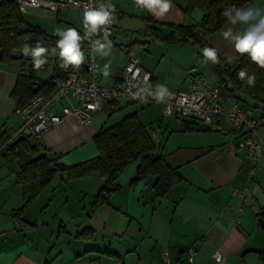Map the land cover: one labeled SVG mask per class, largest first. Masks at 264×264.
I'll return each instance as SVG.
<instances>
[{"label": "crops", "instance_id": "1", "mask_svg": "<svg viewBox=\"0 0 264 264\" xmlns=\"http://www.w3.org/2000/svg\"><path fill=\"white\" fill-rule=\"evenodd\" d=\"M109 3L116 9V30L109 38L111 48L105 49L108 55L98 53L100 82L109 86L121 84L128 57L143 44L147 53H140L142 62L138 60L153 74L151 92L160 86L171 92L185 90L194 71L190 69L199 63V55L188 42L180 41L177 31L170 27L161 26L157 38L146 35V15L161 22L193 24L200 20L202 11L196 8L185 12L186 0H172L169 12L157 18L137 6L135 0ZM242 7L264 9V0H250ZM51 13L30 11L31 17H37L32 21L24 17L55 40L40 43L48 52L41 57L47 62L39 70L33 66L31 53L24 55L25 46L20 52L14 51L22 57L0 63V129L12 131L20 123L14 112L17 104L10 96L17 76L30 69L37 79L52 76L53 61L60 58L57 30L71 27L82 37L85 35L84 17L79 10L60 8L56 14ZM246 27L232 25L227 19L218 30L207 34V43L221 56L234 60L237 52L221 33L228 28L238 32ZM138 37L149 40L130 46V40ZM88 40L81 41L84 56ZM155 44L159 45L158 51ZM36 45L27 46L31 49ZM149 57H156V62L151 64ZM106 64L107 76L103 74ZM211 81L217 82L215 77ZM74 103L72 98L64 99L55 110L60 112L62 105ZM123 103L132 102L105 104L84 125L71 114L65 115L38 138L41 145L35 155L46 152L65 165L96 156L94 135L108 125L107 116ZM129 110L136 112L149 131L155 154L174 167L181 179L161 197L153 189L154 175L130 183L137 166V162H131L117 177L119 188L108 202L93 208L103 177L92 172L68 179L66 173L60 172L15 216L13 211L23 203L22 187L0 157V264H161L163 251L169 264H178L195 241L198 248L192 264H204L217 249L226 255V264H264L258 253L264 249V229L253 212L257 201L254 199L251 207L244 203L242 206L243 201L232 193L251 181L252 186L258 184L264 189V156L256 163L250 180V161L237 146L240 133L232 130L227 120L219 127L206 128L176 114L164 115L161 106L153 102H142L139 108ZM250 110L260 120L258 132L264 140V109ZM83 229H88V235L78 234Z\"/></svg>", "mask_w": 264, "mask_h": 264}, {"label": "trees", "instance_id": "2", "mask_svg": "<svg viewBox=\"0 0 264 264\" xmlns=\"http://www.w3.org/2000/svg\"><path fill=\"white\" fill-rule=\"evenodd\" d=\"M249 1L186 0L183 7L185 12L196 8L202 11L198 22L193 24L161 22L151 15H146L148 19L146 35L157 38L163 28L170 27L177 31L180 41L188 42L196 53L204 58L201 50L210 47L206 39L207 34L218 30L227 20L222 15L223 11L232 6L242 7ZM54 41L52 36L40 27L25 20L15 0H0V63H10L15 58L22 57L17 52L25 45ZM217 55L219 63L208 62L215 81L222 85V97L229 102L239 103L243 108L264 109V68L252 62L247 54L237 53L234 60H228L218 53ZM61 64V58L53 61L54 72L51 77L62 78L66 75L68 68H62ZM240 70H245L249 76H255L253 86L247 84V77L244 80L239 78ZM41 80L43 79L33 76L32 69L27 74L18 75L10 96L17 105H21L36 93L52 89V84ZM185 120L200 123L193 119ZM202 125L206 128L211 127ZM11 133L12 131L6 127L0 129V157L9 173L15 176L22 187L23 203L13 211L15 216L20 214L60 172L66 173L68 179L83 177L92 172H97L103 177V184L92 202L93 208L108 202L109 197L119 188L117 177L132 161H137V166L130 183L133 185L148 175H154L153 189L155 194L161 197H165L168 189L181 179L174 167H171L161 155L155 154V144L151 135L136 112L129 113L98 130L93 138L98 154L72 165L58 162L56 156L46 152L35 155L41 145L37 137L29 135L13 143ZM261 215L264 217V212ZM78 234L88 235V229H83ZM258 253L264 260V249Z\"/></svg>", "mask_w": 264, "mask_h": 264}, {"label": "built area", "instance_id": "3", "mask_svg": "<svg viewBox=\"0 0 264 264\" xmlns=\"http://www.w3.org/2000/svg\"><path fill=\"white\" fill-rule=\"evenodd\" d=\"M19 11L25 12L27 7H39L50 10L54 14L60 8L79 10L84 17L86 5L96 7L99 3H109V0H15ZM114 17L115 14H114ZM107 30L108 40L116 30L115 19L111 25L101 27L97 35H93L87 44V54L79 68L68 66L64 77H50L41 80L52 84L47 92H38L21 105H15L14 112L19 117V125L12 130L14 139L25 128L31 135L39 138L52 125L59 123L67 114H71L80 125L89 123L94 112L101 110L103 105L111 102H153L161 106L164 115L176 114L183 119H193L206 126H221L227 120L232 130L238 131L240 136L237 146L243 149L250 161L248 176L250 180L256 170V163L264 156V140L261 139L258 127L260 120L249 108H243L237 102H227L221 95L222 85L209 80L199 71H192L185 90L171 92L161 101L151 92L153 74L145 69L135 55H130L123 67V81L118 86H109L100 82L98 68V53L94 52L92 40L103 37ZM74 100V104L62 105L61 111L56 112V106L64 99ZM252 181L242 189H234L233 195L242 201L250 193ZM243 206V202L241 204ZM198 242L187 249L186 258L178 264H192ZM161 264H169L168 256L162 252ZM216 257H220L219 264H226V255L219 249L215 250L204 264H218Z\"/></svg>", "mask_w": 264, "mask_h": 264}, {"label": "clouds", "instance_id": "4", "mask_svg": "<svg viewBox=\"0 0 264 264\" xmlns=\"http://www.w3.org/2000/svg\"><path fill=\"white\" fill-rule=\"evenodd\" d=\"M137 6L147 9L157 18H163L172 7V0H135ZM115 6L111 3H99L93 7L86 5L84 9V29L85 35L82 37L75 28H67L66 30H57V35L60 39L57 41L59 48V56L62 60L60 65L67 69L69 65L79 67L84 62V53L81 51V41L90 39L93 35H97L102 26L111 25L114 22ZM232 25L243 24L247 25L242 31L234 32L232 28H228L221 34L224 40L230 42L235 51L240 55L247 54L252 62L260 68H264V9L259 7H236L226 8L223 13ZM103 42L100 39L92 40L94 52H100L108 55L105 49L111 48V41L108 40L107 30L105 29ZM31 53L34 60V68L39 70L47 61L41 59L48 52V49L42 47L38 42L35 48H29L25 45L23 53L27 56ZM55 52V50H53ZM202 55L205 61H211L213 64L219 63L217 50L211 47H204ZM109 66H104V75L107 76ZM238 76L241 80L247 77V84L253 86L255 76H249L245 70H240ZM168 94L167 88L160 86L155 93L159 100H163ZM219 264L220 257H216Z\"/></svg>", "mask_w": 264, "mask_h": 264}, {"label": "rangeland", "instance_id": "5", "mask_svg": "<svg viewBox=\"0 0 264 264\" xmlns=\"http://www.w3.org/2000/svg\"><path fill=\"white\" fill-rule=\"evenodd\" d=\"M72 9V8H71ZM30 11H35V12H47V14H52L50 10L47 9H43V8H39V7H27L26 11L23 12V15L26 19L32 21L34 19H36L37 17H31ZM115 32V31H114ZM115 34V33H114ZM141 45V44H140ZM155 51H158L159 49V45L155 44ZM147 48L143 46V44L141 46L136 47V51H135V56L140 59V61L142 62V57H139L140 53L146 54L147 53ZM98 56V55H97ZM198 61L199 63H197L194 67H192L190 70H194V71H199L201 72L203 75H205L209 80H214V76L213 73H211V67L208 61H205L204 58H201L200 56L198 57ZM156 57H149L148 60L149 62L152 64L153 62H156ZM141 101H136V102H132L130 104L125 105V103H123L119 109H117L116 111L112 112L108 117V124L110 123H114L115 121H117L118 119H120L123 115L128 114L130 112L129 109L132 108H139L141 106ZM137 161H132V163ZM56 176H58L57 174L53 177V178H57ZM52 178V179H53Z\"/></svg>", "mask_w": 264, "mask_h": 264}, {"label": "water", "instance_id": "6", "mask_svg": "<svg viewBox=\"0 0 264 264\" xmlns=\"http://www.w3.org/2000/svg\"><path fill=\"white\" fill-rule=\"evenodd\" d=\"M149 38L138 37L130 40L129 45L133 46L135 44H140L147 42ZM31 135V132L28 128H25L20 134H18L13 140V143H16L23 139L26 136ZM254 199L257 201L258 206L253 209V212L257 215L258 222L262 229H264V217L261 213L264 212V189H262L258 184H254L251 188L249 194L244 197L243 203L247 207L253 205Z\"/></svg>", "mask_w": 264, "mask_h": 264}]
</instances>
